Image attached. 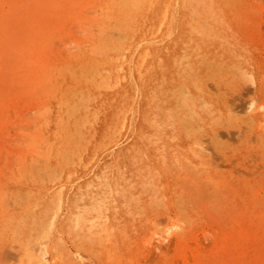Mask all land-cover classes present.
<instances>
[{
    "label": "rangeland",
    "instance_id": "rangeland-1",
    "mask_svg": "<svg viewBox=\"0 0 264 264\" xmlns=\"http://www.w3.org/2000/svg\"><path fill=\"white\" fill-rule=\"evenodd\" d=\"M107 1L0 0V264H264V0Z\"/></svg>",
    "mask_w": 264,
    "mask_h": 264
},
{
    "label": "bare ground",
    "instance_id": "bare-ground-1",
    "mask_svg": "<svg viewBox=\"0 0 264 264\" xmlns=\"http://www.w3.org/2000/svg\"><path fill=\"white\" fill-rule=\"evenodd\" d=\"M4 1V0H3ZM22 1V0H21ZM107 1V0H106ZM2 2V1H1ZM6 2V1H5ZM84 2V1H83ZM99 2V1H98ZM108 2V1H107ZM110 2V1H109ZM4 3V2H3ZM2 3V4H3ZM7 3V2H6ZM116 3V2H115ZM5 4V3H4ZM89 4H90V2H89ZM107 4V3H106ZM112 4V3H111ZM128 4H130V3H128ZM152 4V3H151ZM79 5V4H78ZM81 6H82V2H81V4H80ZM149 5H150V3H149ZM169 5H171V4H169ZM84 6V5H83ZM6 7V6H5ZM149 7V6H148ZM3 8V7H2ZM8 8V7H7ZM97 8V7H96ZM119 8V7H118ZM9 9V8H8ZM120 9V8H119ZM149 9V8H148ZM2 10H6L5 8L4 9H2ZM18 10V9H17ZM132 10V9H131ZM9 13V12H8ZM100 13H102V12H100ZM3 14H5V13H3ZM10 14V13H9ZM0 15H2V14H0ZM78 15V14H77ZM102 15V14H101ZM108 15V14H107ZM5 16V15H4ZM1 17V16H0ZM102 17V16H101ZM100 17V18H101ZM106 17H108V16H106ZM105 17V18H106ZM6 22H8V20H6ZM5 23V22H4ZM8 24V23H7ZM6 24V25H7ZM2 26V25H1ZM0 26V27H1ZM2 28V27H1ZM4 28V27H3ZM160 29V28H159ZM0 30H3V29H0ZM5 31H6V29H4ZM4 36V35H3ZM3 38V37H2ZM6 40V39H5ZM1 41H2V39H1ZM124 41V40H123ZM3 42V41H2ZM5 42V41H4ZM125 42V41H124ZM6 44V43H5ZM4 44V45H5ZM3 45V44H2ZM7 45V44H6ZM5 45V46H6ZM8 46H10L9 44H8ZM143 46V45H142ZM125 57V56H124ZM133 61V60H132ZM118 62V61H117ZM38 64V63H37ZM39 65V64H38ZM130 65V64H129ZM44 67V66H43ZM45 67H46V65H45ZM44 67V68H45ZM55 68V67H54ZM63 73V72H62ZM78 74H79V71H78ZM87 75V74H86ZM64 76V75H63ZM138 102V101H137ZM94 116V115H93ZM95 119V118H94ZM125 125V124H124ZM122 142V141H121ZM114 149V148H113ZM119 184V183H118ZM63 204V203H62ZM62 207V206H61ZM62 209V208H61ZM62 211V210H61ZM238 212V211H237ZM242 214V213H241ZM44 217V216H43ZM58 217V216H57ZM53 219V218H52ZM53 224V222H51V224H50V226ZM46 225V224H45ZM49 225V224H48ZM48 228V227H47ZM51 229V228H50ZM170 229V227H167L166 228V230H165V234L167 235V232H168V230ZM238 232V231H237ZM156 236H157V239L158 240H160V238H161V235H159V234H155ZM44 236V235H43ZM211 237V236H210ZM226 237H227V235H226ZM163 240H164V238H163ZM241 241V240H240ZM190 242V241H189ZM192 242V241H191ZM190 242V243H191ZM198 242V241H197ZM194 245V244H193ZM191 248V247H190ZM198 248V247H197ZM201 248V247H200ZM192 249V248H191ZM193 250H195V249H193ZM206 251V250H205ZM37 255H38V264H46L45 263V256H46V252L45 251H42V249L41 250H39L38 251V253H36ZM74 254V253H73ZM75 259H77L78 261L79 260H81V256L78 254V253H75ZM175 256V255H174ZM177 256V255H176ZM186 256V255H185ZM177 258H179V257H177ZM186 258V257H185ZM191 259V258H190ZM185 264H186V262H185Z\"/></svg>",
    "mask_w": 264,
    "mask_h": 264
},
{
    "label": "clouds",
    "instance_id": "clouds-1",
    "mask_svg": "<svg viewBox=\"0 0 264 264\" xmlns=\"http://www.w3.org/2000/svg\"><path fill=\"white\" fill-rule=\"evenodd\" d=\"M181 230V228L179 226H176L172 229H169L168 232H167V235L171 236L172 235V232H179Z\"/></svg>",
    "mask_w": 264,
    "mask_h": 264
}]
</instances>
